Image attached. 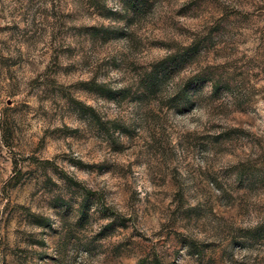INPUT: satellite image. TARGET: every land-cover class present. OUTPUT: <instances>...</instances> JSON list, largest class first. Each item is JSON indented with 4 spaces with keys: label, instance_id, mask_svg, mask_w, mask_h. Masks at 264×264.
I'll return each mask as SVG.
<instances>
[{
    "label": "rangeland",
    "instance_id": "obj_1",
    "mask_svg": "<svg viewBox=\"0 0 264 264\" xmlns=\"http://www.w3.org/2000/svg\"><path fill=\"white\" fill-rule=\"evenodd\" d=\"M0 264H264V0H0Z\"/></svg>",
    "mask_w": 264,
    "mask_h": 264
},
{
    "label": "trees",
    "instance_id": "obj_2",
    "mask_svg": "<svg viewBox=\"0 0 264 264\" xmlns=\"http://www.w3.org/2000/svg\"><path fill=\"white\" fill-rule=\"evenodd\" d=\"M182 56L180 54H175L171 57H167L165 60L155 64L150 72V85L151 90L159 89V83L162 77H167L180 65V60Z\"/></svg>",
    "mask_w": 264,
    "mask_h": 264
}]
</instances>
